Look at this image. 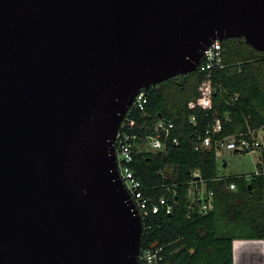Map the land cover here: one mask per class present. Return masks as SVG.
<instances>
[{"label": "water", "instance_id": "water-1", "mask_svg": "<svg viewBox=\"0 0 264 264\" xmlns=\"http://www.w3.org/2000/svg\"><path fill=\"white\" fill-rule=\"evenodd\" d=\"M230 38L264 52V0H0V264H138L121 124Z\"/></svg>", "mask_w": 264, "mask_h": 264}, {"label": "trees", "instance_id": "trees-1", "mask_svg": "<svg viewBox=\"0 0 264 264\" xmlns=\"http://www.w3.org/2000/svg\"><path fill=\"white\" fill-rule=\"evenodd\" d=\"M223 67L166 80L144 89L148 102L143 111L129 113L133 133L139 135L132 168L155 199L178 191L172 214L161 212L143 223L141 248H164V264H234L237 239H264V146L259 149V174L220 177L214 150L195 151V135H204L219 118V137L262 130L264 140V52L244 38L221 42ZM196 117V125L190 122ZM160 119L174 122L179 146L152 153L147 137ZM226 162V161H225ZM224 166V164H223ZM199 172L207 188L215 191V208L206 215L189 213V183ZM235 183L236 190H229Z\"/></svg>", "mask_w": 264, "mask_h": 264}, {"label": "built area", "instance_id": "built-area-1", "mask_svg": "<svg viewBox=\"0 0 264 264\" xmlns=\"http://www.w3.org/2000/svg\"><path fill=\"white\" fill-rule=\"evenodd\" d=\"M223 67V49L221 41L214 42L204 53L202 61L198 66L199 71L205 72L214 68ZM197 69V70H198ZM148 98L144 91L135 98L129 113L143 111ZM127 114V115H128ZM121 124L120 130L115 140V149L118 159L119 176L130 195L134 209L142 218V221L149 219L161 212L172 214L177 203L178 191L168 189L170 193L163 195L158 199L149 194L143 186L141 180L136 176L132 165L135 161V152L138 150L139 135L133 133L134 122L127 118ZM190 122L196 125V117H191ZM175 129L174 122L160 119L152 128L153 134L147 137L145 148L149 152L163 153L169 148V145L179 146V139L173 137ZM222 131V122L219 118L213 120L212 125L205 131L204 135H195L193 148L195 151L214 150L218 161H220L224 152L253 153L264 146L263 132H251L249 136L241 134L238 136L219 137ZM222 164L225 161H221ZM220 163V165H221ZM223 165H221L222 167ZM258 175L259 172L257 171ZM197 180L189 183L187 198L189 200V213H198L206 215L215 208V191L207 188V183L201 179L199 172L193 174ZM226 177H219L217 180H225ZM250 179V177H247ZM235 183L229 185V190H236ZM164 248L155 246L147 249H140L138 264H164Z\"/></svg>", "mask_w": 264, "mask_h": 264}, {"label": "crops", "instance_id": "crops-1", "mask_svg": "<svg viewBox=\"0 0 264 264\" xmlns=\"http://www.w3.org/2000/svg\"><path fill=\"white\" fill-rule=\"evenodd\" d=\"M261 132L262 130L258 131V133ZM258 163L259 159L254 172H242L235 175L251 177L259 171ZM233 249L234 264H264V239H237L234 241Z\"/></svg>", "mask_w": 264, "mask_h": 264}, {"label": "rangeland", "instance_id": "rangeland-1", "mask_svg": "<svg viewBox=\"0 0 264 264\" xmlns=\"http://www.w3.org/2000/svg\"><path fill=\"white\" fill-rule=\"evenodd\" d=\"M258 159V151L253 153L224 152L219 162L226 161L227 166H222L219 174L221 177H230L242 172H254Z\"/></svg>", "mask_w": 264, "mask_h": 264}]
</instances>
